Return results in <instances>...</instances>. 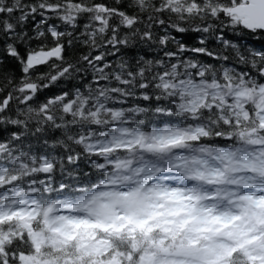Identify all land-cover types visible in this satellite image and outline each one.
I'll return each instance as SVG.
<instances>
[{"label":"snow or ice","instance_id":"6c2138e0","mask_svg":"<svg viewBox=\"0 0 264 264\" xmlns=\"http://www.w3.org/2000/svg\"><path fill=\"white\" fill-rule=\"evenodd\" d=\"M0 264H264V0H0Z\"/></svg>","mask_w":264,"mask_h":264},{"label":"trees","instance_id":"16d2710c","mask_svg":"<svg viewBox=\"0 0 264 264\" xmlns=\"http://www.w3.org/2000/svg\"><path fill=\"white\" fill-rule=\"evenodd\" d=\"M191 42V41H190Z\"/></svg>","mask_w":264,"mask_h":264}]
</instances>
